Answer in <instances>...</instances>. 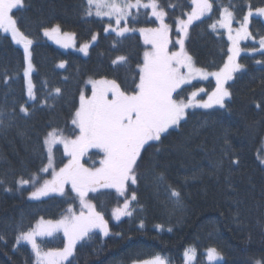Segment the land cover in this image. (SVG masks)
Masks as SVG:
<instances>
[{
    "label": "trees",
    "instance_id": "trees-1",
    "mask_svg": "<svg viewBox=\"0 0 264 264\" xmlns=\"http://www.w3.org/2000/svg\"><path fill=\"white\" fill-rule=\"evenodd\" d=\"M159 3L168 13L166 23L173 27L176 17L184 18L186 14L181 13L191 11L190 0ZM169 3L177 7L170 8ZM249 3L253 9L264 7V0H216L213 12L190 26L185 47L197 67L216 71L226 61L229 43L225 34L210 27L220 19L221 5L230 7L237 24ZM86 8L87 0H24L22 9L13 10L20 31L33 41L34 101L26 95L23 51L0 32V119L4 121L0 124V181L4 182L0 185V235L6 241H0V264H34L30 248L16 244L19 231L32 229L41 218L58 219L73 203L69 192L31 199L32 188L17 183L21 178L30 179L47 163L43 143L47 133L59 129L72 136L71 119L80 93H90L87 80H116L130 91L137 65L142 63L145 46L136 32L124 37L106 32L110 22L86 16ZM140 13L135 23L129 18V27L157 26L148 9ZM57 25L74 34L78 46L96 36L86 56L60 49L43 38L45 28ZM249 31L259 41L264 21L251 17ZM172 35H177L174 30ZM252 47L258 48V43L242 44L243 49ZM119 56H125L127 62L113 64ZM257 60H264V55L242 53L238 57L244 67L226 84L232 93L225 101L227 110H188L186 122L170 129L157 145L159 152L154 147L143 153L137 183L129 182L126 192L128 197L131 193L137 197L131 203L133 216L109 221V236L97 232L92 241L78 244L73 264H131L155 255L168 264H184L183 254L191 247L196 253L193 264H209L203 253L208 248H216L222 255V261L214 264H254L264 259V165L260 162L264 110L255 106L264 105V64ZM199 87L210 92L214 82L186 85L182 97ZM56 88L61 90L59 94ZM21 107L27 108L28 114ZM88 155L89 160H82L85 166L97 165L100 155L96 151ZM54 156L56 168L66 162L61 147L54 148ZM221 160L222 168L217 171L215 165ZM232 160H238V165ZM161 174L164 179L159 182ZM169 185L181 193L180 207L169 200ZM92 201L108 220L121 200L113 191L104 190L92 196ZM37 242L48 250L62 248L65 240L56 233Z\"/></svg>",
    "mask_w": 264,
    "mask_h": 264
},
{
    "label": "snow or ice",
    "instance_id": "snow-or-ice-1",
    "mask_svg": "<svg viewBox=\"0 0 264 264\" xmlns=\"http://www.w3.org/2000/svg\"><path fill=\"white\" fill-rule=\"evenodd\" d=\"M191 11L181 13L187 15V19L176 17L174 27L178 38L170 39L173 25L165 23L168 13L159 3V0H87L85 15L97 17L108 16L115 18L116 27L111 23L104 31L115 32L117 36L124 37L126 33L139 31L145 45L150 46L143 52L142 63L137 65L138 71L133 77L131 90L121 88L116 80H89L91 84V95L87 96L81 91L79 96V107L73 113L71 124L74 126L72 136L64 135L63 131L53 129L44 138V145L47 146V164L37 173L32 174L30 179H23L17 183L23 187L31 185L34 191L30 193L31 199H39L48 196L50 193L65 195V186L70 185L71 192L75 193V199L79 201V211L73 206L67 209V215L59 220H41L35 228L28 231H19L16 236V244L26 241L31 245L35 253V264H73L77 252V245L81 242L87 243L93 240L97 233L109 236L110 230L108 221L102 211L97 210V205L89 198V193H98L105 189H114L115 192L125 197L123 206L113 210L112 215L116 220L122 216H133L134 209L131 201L137 199L135 193L130 199L126 197L129 182L135 185L138 180L137 168L142 155L148 148L160 149L157 145L162 139L170 134V129H177L181 122H186L188 110L193 108L213 109L217 106L227 110L226 98L232 93L225 85L234 79V74L239 72L244 65L237 62L242 49L240 41L252 37L249 31L250 17L254 13L264 16V7H257L253 10L248 5L247 14L243 15L240 27L235 29L233 35L232 23L235 19L234 13L229 6H223L220 19L210 25L215 30L217 25L226 29L231 46L228 48L227 60L218 71L209 72L204 68L196 67L193 57L185 49V40L189 37V28L195 21L213 12L216 0H190ZM24 7V0H0V30L3 33H10L16 44L23 46L24 57L27 67L24 69V76L28 78L27 94L30 100H36L33 91L34 85L31 80L33 65L31 61L30 46L33 41L28 38L18 27V21L13 16V10H20ZM168 7L175 8L177 5L169 3ZM133 9L136 10L133 13ZM141 9H150L151 17L159 21L155 28L129 27L128 21H138ZM148 16V13H143ZM124 21L125 26L121 27ZM155 21H152L153 23ZM59 25L51 29L45 28L44 35L52 38L58 37ZM74 34L64 33L66 40L71 39ZM93 40L96 36L92 37ZM57 42H61L57 39ZM178 50L170 49L169 45ZM64 47L69 44L65 41ZM89 45L84 44L79 49L87 54ZM243 51L261 53L264 55V35L259 38V48H246ZM125 56H119L113 64L126 63ZM257 64H264V60H257ZM61 68L64 64L61 63ZM209 76L215 78V88L207 92L205 88L199 87L191 91L186 97H182L185 85H191L193 80H207ZM264 83V81H262ZM61 90L55 89L59 94ZM207 96V99L201 95ZM51 95V94H49ZM55 99V97H53ZM256 108L264 110V105L257 103ZM21 111L28 114V109L21 107ZM0 115H3L0 113ZM4 121L0 119V124ZM63 145L64 155L68 157L67 163L57 171L54 166V145ZM227 144V134L225 136ZM98 150L100 155L98 166L96 162L91 167L82 163L89 150ZM227 155V153H225ZM264 163V160L261 161ZM233 165H238V160H232ZM223 161H218L215 169L222 168ZM49 173L51 178H44L41 174ZM163 175L157 177V181H163ZM227 179V178H226ZM42 181V183H41ZM4 182L0 181V185ZM39 185V186H37ZM6 191L12 189L6 188ZM169 200L176 207L181 206V193L170 185L166 188ZM140 227L144 224L141 221ZM157 227H161L157 225ZM171 231V229H168ZM62 232L65 239L62 248H49L44 250L37 237H53L54 234ZM0 241L4 236L0 235ZM187 260L195 257V249H188L184 253ZM71 258V259H70ZM209 264L222 259L216 248L207 250ZM133 264H168L160 255L150 259L137 260ZM254 264H264V259L254 261Z\"/></svg>",
    "mask_w": 264,
    "mask_h": 264
},
{
    "label": "rangeland",
    "instance_id": "rangeland-1",
    "mask_svg": "<svg viewBox=\"0 0 264 264\" xmlns=\"http://www.w3.org/2000/svg\"><path fill=\"white\" fill-rule=\"evenodd\" d=\"M143 2H147V0H143ZM133 10H135V9H133ZM149 10V14L151 13V10L150 9H148ZM223 10V9H222ZM254 10V9H253ZM94 12H95V9H93V15H91V17H95V18H99V19H105V20H107V21H109L110 23H111V25H112V27L114 28V27H116V25H115V18L114 17H112V18H110V17H108V16H104V17H97L95 14H94ZM222 12V11H221ZM247 14V13H246ZM151 16V15H150ZM253 16H255V17H259V18H261L263 21H264V16H258V15H255V13H254V15ZM154 20H155V17H152ZM203 18V17H202ZM201 18V19H202ZM251 18V17H250ZM182 19H187V15L184 17V18H182ZM195 22H197V21H195ZM194 22V23H195ZM156 23H157V26L159 25V21H156ZM165 23H166V21H165ZM193 23V24H194ZM109 26V24L107 25V27ZM123 26H125V24H124V21H122L121 22V27H123ZM128 26V25H127ZM156 26V27H157ZM240 27V21L239 22H237V24H236V22L233 20V23H232V28H233V35H235V29H237V28H239ZM144 28H147V27H144ZM150 28H155V27H150ZM51 29V28H50ZM139 29V28H138ZM216 29H218V30H220V31H223L224 32V34H225V37H226V39H227V41H228V43H229V47L231 46V41L228 39V33H227V30L226 29H223V28H220L218 25H217V28ZM173 30L176 32V30H175V27L174 28H172V32H173ZM0 32L1 33H3L2 32V30H0ZM107 32H112V33H115V32H113V31H111V29L109 30V31H107ZM172 32L170 33V39L171 40H173V41H175L177 38H178V34L175 36H173L172 35ZM64 33H69V34H72L71 32H63V31H61L60 30V33L58 34V37H56V36H54V37H52V38H49L48 36H45L44 35V31H43V38L47 41V42H49V43H51V44H53V45H55L56 47H58V48H60V49H63V50H72V51H75V52H77V53H79V54H81V55H83V56H86L87 54H85L84 52H82V51H80L79 49L81 48V46L82 45H84V44H88L89 45V48H90V46L96 41V39L95 40H91L90 42H86V43H83V44H81V45H77L76 44V42H75V38H74V35L71 37V39H68V40H66V38L64 37ZM136 33L140 36V38H141V40H142V43L144 44V42H143V37L140 35V33H139V31H136ZM3 34H6V35H8L10 38H11V34L10 33H3ZM116 34V33H115ZM12 39V38H11ZM57 39H59L61 42H57ZM13 41V40H12ZM67 42L68 44H69V46L68 47H64L63 46V44H64V42ZM14 43H15V41H13ZM185 42H186V40H185ZM247 42H249V43H253V42H256V43H258V48H259V41H257V40H255L253 37H251V38H249V39H247V40H241L240 41V48L242 49V51H241V53L240 54H242V53H251V52H247V51H243V48H242V44H244V43H247ZM16 44V43H15ZM17 46H19L21 49H22V51H23V54H24V50H23V46L22 45H20V44H16ZM144 46H145V50L146 49H148V48H150V46H147V45H145L144 44ZM169 47H170V49H172V50H178V48H179V45H176V47L175 48H172V45L170 44L169 45ZM228 47V48H229ZM89 48H88V50H89ZM30 49H31V46H30ZM29 49V50H30ZM185 49H186V47H185ZM31 52V51H30ZM88 53V52H87ZM226 60H227V58H226ZM24 61H25V68L27 67V61L25 60V57H24ZM32 61V60H31ZM226 62V61H225ZM237 62H238V57H237ZM195 64V63H194ZM33 65V64H32ZM195 66L197 67V65L195 64ZM223 67V66H222ZM221 67V68H222ZM24 68V69H25ZM220 69V68H219ZM218 69V70H219ZM218 70H216V71H218ZM33 71H34V67H33ZM33 71H32V73H33ZM207 71V70H206ZM209 72H214V71H209ZM32 73H31V80H32ZM237 73V72H236ZM23 77H24V82H25V87H26V95H27V98H28V100L29 101H33V100H30L29 99V97H28V94H27V87H28V78H26L25 76H24V71H23ZM89 80H95V79H89ZM89 80H87V82H86V85L89 87V89H90V93L89 94H86L87 96H90L91 95V84L90 83H88L89 82ZM97 80H100V79H97ZM108 80V79H107ZM209 80H212L213 82H214V87H213V89L215 88V78L214 77H211V76H209V78L207 79V80H201V79H197V80H193L192 81V83L193 82H202V83H205V82H207V81H209ZM33 83V82H32ZM186 86V85H185ZM225 87H226V85H225ZM203 88H205V87H203ZM195 90V89H194ZM33 91H34V88H33ZM211 92V91H210ZM202 96H204V94H201ZM204 99H207V96H204ZM227 99V98H226ZM78 107H79V105H78ZM216 108H219L218 106L216 107ZM216 108H213V109H216ZM189 110H211V109H200V108H193V109H189ZM72 125V124H71ZM73 126V125H72ZM74 127V126H73ZM56 146H58V147H61V149H62V151H63V145H60V144H57V145H54L53 146V154H54V148L56 147ZM45 150H46V154H47V146L45 145ZM261 150H262V159H261V161L262 160H264V137H263V139H262V148H261ZM92 151H96V152H98V150H96V149H91V150H89V153L90 152H92ZM88 153V154H89ZM86 155L85 157H83V159L82 160H84V159H86V160H89V155ZM63 155H64V151H63ZM64 157L66 158V162L65 163H67V161H68V157L66 156V155H64ZM99 159L100 158H98V160H97V166H98V161H99ZM260 161V162H261ZM64 163V164H65ZM83 163V162H82ZM47 164V163H46ZM63 164V165H64ZM92 164V163H91ZM261 164H263L264 165V163H262L261 162ZM63 165L62 166H60V167H63ZM54 166H55V156H54ZM56 167V166H55ZM59 167V168H60ZM86 167H88V166H86ZM59 168H56L57 169V171L59 170ZM44 178H47V179H50L51 178V176H50V174L49 173H42L41 174ZM41 183H42V181H41ZM24 186H26V187H31L32 188V191H34V188L31 186V185H24ZM37 186H39V185H37ZM70 188H71V186L70 185H66L65 186V194L67 193V192H69V193H71L72 194V196H73V203H71L69 206H73L74 208H75V210L78 212L79 211V201H78V199H75V193H73V192H71V190H70ZM105 190H110V191H113L115 194H116V196L121 200L120 201V203H119V205L118 206H116L115 208H117V207H121L122 208V206H123V202H124V199H125V197H122V196H119L116 192H115V190L114 189H105ZM101 191H104V190H101ZM99 193V192H98ZM98 193H89V198L92 200V196H94V195H96V194H98ZM52 195H59V196H62V195H60L59 193H50L48 196H52ZM30 196V195H29ZM48 196H45V197H48ZM64 196V195H63ZM132 196V193L130 194V197ZM45 197H40L39 199H41V198H45ZM126 197H128L127 195H126ZM130 197H128L129 199H130ZM93 202V201H92ZM131 203H132V201H131ZM69 206H68V208H69ZM67 208V209H68ZM115 208H113L112 209V211H110V213H109V218L110 219H106V217H105V219L108 221V225H109V221H111V222H114V223H116V222H118L119 220H116L115 218H114V216L112 215V213H113V210L115 209ZM67 209H66V211H65V213L62 215V216H64V215H67L68 213H67ZM62 216L61 217H59L58 219H56V220H59L60 218H62ZM123 217H125V216H122L120 219H122ZM41 220V219H40ZM40 220H38L36 223H35V225L33 226V228H35V226H36V224L40 221ZM44 220H46V219H44ZM47 221V220H46ZM53 221H55V220H53ZM109 230H110V227H109ZM97 232H99L98 230H97ZM58 233H60L61 235H62V237H63V233L62 232H58ZM103 234V233H102ZM39 238H41V237H37V240L39 239ZM44 238V237H43ZM64 238V237H63ZM65 240V239H64ZM20 243H22V244H25V245H27L29 248H30V250H31V252H32V254H33V257H34V264H35V253L32 251V249H31V245L28 243V242H26V241H21ZM188 249H193L192 247L191 248H188ZM187 249V250H188ZM209 249V248H208ZM208 249H206V250H204L203 251V253H204V256H205V261L207 262V263H209V261H208V259H207V250ZM46 251V250H45ZM185 253V252H184ZM195 256H196V253H195ZM222 256V255H221ZM194 260H195V257H194V259H192V260H187L186 258H185V255L183 254V261H184V264H193L194 263ZM222 261V259H219V260H217V261H214L213 262V264L214 263H219V262H221ZM131 264H133V263H131Z\"/></svg>",
    "mask_w": 264,
    "mask_h": 264
}]
</instances>
